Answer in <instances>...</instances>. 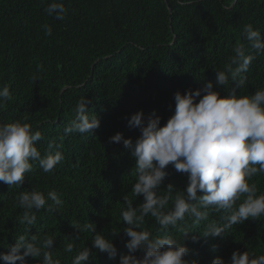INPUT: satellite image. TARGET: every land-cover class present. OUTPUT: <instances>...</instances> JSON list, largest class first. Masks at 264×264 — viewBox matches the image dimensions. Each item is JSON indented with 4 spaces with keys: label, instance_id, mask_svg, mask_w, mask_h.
Here are the masks:
<instances>
[{
    "label": "trees",
    "instance_id": "obj_1",
    "mask_svg": "<svg viewBox=\"0 0 264 264\" xmlns=\"http://www.w3.org/2000/svg\"><path fill=\"white\" fill-rule=\"evenodd\" d=\"M50 2L0 0V86L10 84L12 92L7 107L0 110V122L25 121L43 134L37 142L42 156L50 142L61 144L64 154L51 174L34 163L21 187L8 188L0 182V252L6 253L8 245L26 234V226L19 223L23 209L14 207L17 195L33 188L45 195L56 190L64 206L57 213H37L38 223L30 226L29 235L52 236L53 258L71 264L77 250L84 245L91 248L93 237L84 232L79 240L69 241L67 237L75 235L73 225L89 220L107 237L111 229L125 227L119 219L125 207L121 197L132 199L134 207L143 199L131 193L134 158L122 144H110L109 138L119 132L135 141L140 132L129 129L125 117L137 111L147 117L155 110L163 126L173 114L176 91L183 94L202 87L204 81L214 82L213 71L223 70L238 42L245 44L246 54L252 51L243 38V26L251 23L264 34V0H236L235 5L227 0H63L68 9L63 21L44 12ZM45 24L51 26V36L45 35ZM37 64L43 65L42 71H37ZM246 75L248 83L241 95L264 88V54L252 62ZM228 91L225 87L221 94ZM81 97L92 101L89 112L98 116L100 126L93 135L64 136ZM167 171L162 188L173 183L182 190L186 177L171 166ZM252 182L258 194H264V174ZM226 215L212 213L209 220L223 224ZM207 223L188 220L189 235H203ZM144 227L154 236L159 232L151 217H146ZM170 234L183 242L175 229ZM108 238L118 249L117 258L96 253L89 264H118L119 255L127 253L122 232ZM69 242L75 245L71 253L64 251ZM185 244L191 250L188 258L199 264H211L216 256L227 261L237 249L264 254V217L234 225L223 240H186ZM27 264L40 261L27 258Z\"/></svg>",
    "mask_w": 264,
    "mask_h": 264
},
{
    "label": "clouds",
    "instance_id": "obj_2",
    "mask_svg": "<svg viewBox=\"0 0 264 264\" xmlns=\"http://www.w3.org/2000/svg\"><path fill=\"white\" fill-rule=\"evenodd\" d=\"M179 2L183 3V0ZM227 2L235 5L236 0ZM43 10L60 21L68 12L63 0H52ZM43 28L46 36L52 35L51 26L45 24ZM242 35L252 51L246 54L245 44L238 42L223 70L213 71L214 82L204 81L202 87L187 89L183 94L176 91L173 114L163 126L155 110L147 117L137 111L125 117L127 127L140 132L135 141L124 138L119 132L109 138L110 144H122L134 158L135 182L131 193L136 199L143 198L134 207L132 199L126 195L121 197L125 207L120 210L119 219L125 227L111 229L108 234L115 237L122 232L127 238L124 242L127 253L119 255L118 264H199L197 259L188 258L191 250L186 246V240L192 243L209 238L223 240L234 225L257 222L264 217V194H258L257 184L252 182L253 177L264 174V88L256 89L254 94H240L248 83L246 73L252 62L264 54V34L248 23L243 26ZM42 70L43 65L37 64V71ZM31 79L36 82L38 78L33 76ZM225 87L229 91L222 95ZM10 89L8 83L0 86V110H4L12 98ZM91 103L85 97L76 102L74 118L64 128V136L93 135L99 128L98 116L89 112ZM42 139V132L34 131L25 121L0 122V182L8 188L21 187L25 174L33 171L34 163H38L45 174L53 173L64 160L60 150L62 145L50 142L49 151L42 156L37 147V142ZM169 166L186 177L182 190L173 183L162 188L169 176ZM15 199L14 207L23 209L19 223L26 226V234L19 235L12 245H8L6 253L0 252V261L3 264H27V258H31L38 259L40 264H61L60 259L53 258L56 240L52 236L29 235L30 226L38 223L37 213L41 210L57 213L64 206L60 194L50 190L45 195L33 188L20 192ZM221 212L227 213L223 224L209 220L212 213ZM146 217L159 225L157 235L144 227ZM188 220L196 225L208 221L203 235H189L192 231L187 225ZM72 228L75 235L67 237L69 241L79 240L84 232L92 233L93 237L91 248L84 245L77 250L71 264H89L96 253L106 254L109 260L117 258L118 249L113 240L98 232L95 223L88 220ZM171 229L181 234L182 243L170 234ZM216 248L217 245L212 246L213 251ZM74 249L72 242L64 247L68 253ZM211 264H264V254L237 249L227 261L216 256Z\"/></svg>",
    "mask_w": 264,
    "mask_h": 264
}]
</instances>
